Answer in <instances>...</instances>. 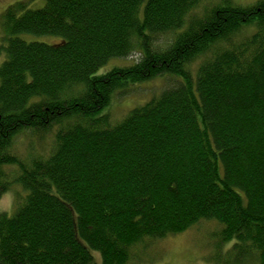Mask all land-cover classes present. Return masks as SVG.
<instances>
[{"label": "trees", "instance_id": "16d2710c", "mask_svg": "<svg viewBox=\"0 0 264 264\" xmlns=\"http://www.w3.org/2000/svg\"><path fill=\"white\" fill-rule=\"evenodd\" d=\"M43 1L1 22L0 195L14 183L25 195L0 211V264H95L93 251L132 264L200 220L236 261L264 264V0L200 13L204 0ZM161 77L158 96L111 124L114 95ZM53 127L45 158L13 152L22 132Z\"/></svg>", "mask_w": 264, "mask_h": 264}, {"label": "rangeland", "instance_id": "374dc122", "mask_svg": "<svg viewBox=\"0 0 264 264\" xmlns=\"http://www.w3.org/2000/svg\"><path fill=\"white\" fill-rule=\"evenodd\" d=\"M17 1L28 3L30 8H38L44 2L43 0H0V44H3L4 37L6 36L1 23L4 11L9 5ZM220 1L221 0H204L201 2V5L195 9V13H200L202 8L207 4L210 6ZM233 1L244 5L255 2V0ZM245 32L246 31H244V33ZM22 37L27 41L36 40L50 44L58 43V38L51 35L35 37L30 34H23ZM158 38L157 45L163 46L170 42L172 34L161 35ZM4 57V52H1L0 62ZM138 57L139 52L135 51L126 58L110 60L99 70V73L105 72L112 67L134 64V62L138 61ZM198 62L199 61L193 63L192 68H195ZM168 85L169 81L165 77L154 78L140 84H132L125 95H114L108 108H105L103 112L109 115L111 124H116L128 114L130 109L141 106L142 103L158 96L162 89ZM55 130V127H53L42 136L30 131H24L14 139L12 150L24 162H28L34 157L45 158L50 154L54 146ZM14 168L15 167H5L7 172L11 174L14 172ZM10 186L11 187L6 192L0 195V211H5L7 214H11V212L15 210L17 200L22 199L25 195L19 185L14 183ZM219 229L220 225L214 220H200L199 223L191 226L186 231L180 232L179 235L168 236L165 239H157L151 242L147 247L140 248L139 251V247H137L133 255L135 258L132 264H257V262L255 263L252 259H248L247 257H245V259L238 257V261H236L234 252L231 251L234 242L217 245L216 234L219 232ZM92 258H94L95 264H101V258L98 252L93 251Z\"/></svg>", "mask_w": 264, "mask_h": 264}]
</instances>
